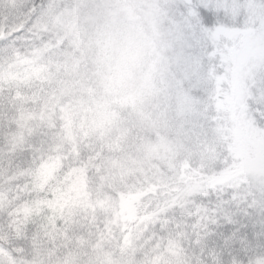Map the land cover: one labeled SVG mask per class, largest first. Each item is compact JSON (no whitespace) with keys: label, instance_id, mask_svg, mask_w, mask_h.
<instances>
[{"label":"snow or ice","instance_id":"6c2138e0","mask_svg":"<svg viewBox=\"0 0 264 264\" xmlns=\"http://www.w3.org/2000/svg\"><path fill=\"white\" fill-rule=\"evenodd\" d=\"M0 264H264V0H0Z\"/></svg>","mask_w":264,"mask_h":264}]
</instances>
